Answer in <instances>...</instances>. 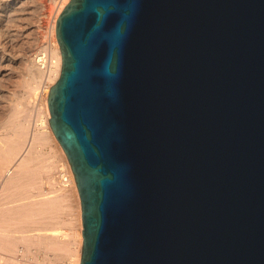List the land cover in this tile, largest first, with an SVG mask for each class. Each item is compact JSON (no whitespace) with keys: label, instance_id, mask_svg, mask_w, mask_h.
I'll return each mask as SVG.
<instances>
[{"label":"water","instance_id":"1","mask_svg":"<svg viewBox=\"0 0 264 264\" xmlns=\"http://www.w3.org/2000/svg\"><path fill=\"white\" fill-rule=\"evenodd\" d=\"M56 35L80 264H264V0H70Z\"/></svg>","mask_w":264,"mask_h":264},{"label":"bare ground","instance_id":"2","mask_svg":"<svg viewBox=\"0 0 264 264\" xmlns=\"http://www.w3.org/2000/svg\"><path fill=\"white\" fill-rule=\"evenodd\" d=\"M68 2L69 0H65L63 6H66ZM23 3L22 0H0V74L8 71V63L13 56L17 55L16 51V55H13V53H15L13 51L15 43L18 41L17 38L24 35L26 28H36V26H34L35 24L26 27L25 29L23 25V30L22 28L20 30V28L14 27L16 24L12 22L19 19V13L17 10L23 8ZM47 46V44L39 40L25 51L23 56L26 62L25 68L28 72V79H26L27 81L25 84L26 89H24V93L22 92L19 101L12 105L13 107L10 110L8 119L0 121V188H3L4 190L6 187L11 192L13 191L14 196L15 194L17 195V197L11 196L12 198H15V203L11 202L12 204L10 203V206L3 207L0 211V217L5 221H8V223L13 224L14 228L18 227L15 230L6 229L3 232L0 231V248L11 252V250L17 249V247H15L16 249L13 248L16 246L15 243L17 244L16 241L21 239L20 242H22V238H20L21 236H27L32 242L35 238L33 245L35 243L36 248L38 247V249L40 248L44 250V260L47 264H53L56 260H64L66 258L72 259L73 253L80 251L77 250V247L75 249V246H72L74 247L72 250L76 251L73 253L71 252L72 250L69 247V243L71 242L68 236L69 234L57 225V223H60L57 221L61 218V215H59L60 213L62 214L60 208H62V202L65 201L64 195L66 194L64 193H66L67 188L58 184L60 185L59 188L52 191L50 190L51 193L45 191L47 194H44L40 193L39 190L40 183L42 182V180H40V176L42 175L41 172L43 171L42 169L46 167L44 171H47L48 175L53 177L52 171L55 168H53L55 163L52 164V161L47 162L45 165L40 162L42 165H39V161L44 157L36 148L38 143L41 144L40 142L43 143V141L46 140L45 137L47 130L50 132L52 131L54 134L49 121L51 115L47 102H45L47 116L45 121L46 125L44 126L48 129L38 130L29 134L31 119L28 118V116L30 115V111L33 110L31 109L30 94L35 93L36 90H38L40 85L39 81L42 79V76L45 75L47 59L45 58L46 56L43 55V49L46 50ZM51 53L48 76L51 78L50 80H52V84H54L60 77L62 70V52L58 39L55 43V48L51 50ZM39 156L43 158L40 160ZM35 162H37V164ZM42 162L44 163L45 161L42 160ZM34 163L43 168L35 166ZM56 181L57 180H55V182ZM70 181L77 186L75 176L71 175ZM5 191L7 190L5 189ZM10 191H7L9 192V196L11 195ZM64 206L65 205H63V207ZM55 222L57 225L56 227L53 225ZM30 236L33 238L31 239ZM24 241H26V238H24ZM29 245L32 246V243L30 242ZM75 257V264H80L79 253L77 255L75 254Z\"/></svg>","mask_w":264,"mask_h":264},{"label":"rangeland","instance_id":"3","mask_svg":"<svg viewBox=\"0 0 264 264\" xmlns=\"http://www.w3.org/2000/svg\"><path fill=\"white\" fill-rule=\"evenodd\" d=\"M22 2H24L23 8L21 9L22 11L20 9L17 10L19 13L20 20L18 19L19 21L16 20L12 22L16 24L14 25V27L20 28V30L22 28L23 30V27L25 29L26 27H29L35 24L34 26H36V28L35 27L29 28V29L26 28L24 35L17 38L18 41L15 43L16 48L14 47L13 49L14 52L15 51L17 52V55H16V52L13 53V55L15 54L16 56L12 55L13 57L8 63L9 64L8 71L0 74V121L2 120L4 121L8 119L10 110L13 107L12 105H14L15 103L19 101L22 92L24 91V89H26L25 84L27 81L26 79H28L27 77L28 72L25 68L26 62H25L23 55L25 51H27L30 48V46H33L36 42L40 40L48 45L46 50L43 49V55L46 56L45 58L47 59V62H46L47 64L45 65V69H46V72L44 73L45 75H43L42 79L39 81L40 85L38 84L39 85L38 90H36L35 93L30 94L31 109H33V110L30 109L31 110L30 115H29L30 117L28 116V118L31 119L30 121L31 128L29 129L30 130L29 134H31L32 132H36L38 130L40 131V130L48 129L44 126L46 125L45 121H46V116H47L46 114L47 109H46L45 102H47L49 89L53 85L51 82L52 80H50L51 78H49L48 76L49 75L48 69L50 67V59H51L50 56L52 54L51 50L55 48V43L57 42L56 29H55L56 22H57V18L60 15L61 11L65 7L63 6V3L65 2V0H57V1L55 0H22ZM47 131H46V137H45L46 140L43 141V143L40 142L41 144L38 143L36 148L38 152L42 153L41 155L44 157V158L40 157L41 156L40 155L39 159L41 160V158H43L42 160L45 161L43 163L41 160L39 161V163L41 162L44 165L47 162H51V161L53 162L52 164L55 163V165L53 166V168L54 167L55 168L52 171L53 177H50L48 175V172L44 171L46 167L43 168L42 166H39V165H42L41 163L39 165H35V163L37 164V162L34 163L35 166L43 168L42 169L43 171L41 172L42 175L40 174L41 175L40 180H42L41 182L42 184L40 183L39 190H40V193H44V194L51 193L52 190L58 189L59 186L61 185L58 179V174H57L60 167H63V169H65L68 172L70 178H71V175L74 176L71 164L68 161L67 155L63 147L59 143L56 136H54L52 131L51 132L50 131L47 132ZM55 180L57 181L55 182ZM51 181H54L55 183ZM65 187L67 188L66 193H64L66 194L64 195L65 201L62 202V205H61L62 208H60L61 209L60 212H62V214L60 213L59 215H61V218H63L64 220L66 219L67 221L66 220L64 221L63 219L59 218L57 222H60V223H57V225L61 229L63 228V230L69 234L68 236L71 241L69 243L70 249L71 250L74 249V247L72 246H75V249L77 247L78 248L77 250L80 251V252H77L76 250H74L76 251L74 252L72 250L71 252L72 253L74 252L76 255L79 253V259L81 260L83 236H82V209H81L80 195H79L78 188L75 185V183H72L70 181L69 184L66 185ZM5 189L7 191H10L6 187L4 188V190L3 188L2 189L0 188V211L3 209V207L8 206V205L10 206L12 204L11 202L15 203L14 202L15 198H12V197H17L16 194L14 196L13 191L12 192L10 191L11 195L9 196V192L5 191ZM63 205L65 206L63 207ZM50 225H44V226H50ZM53 225H55L54 227H56L57 226L56 222ZM16 228L18 227L14 228L13 224L8 223V221H5L4 219L0 217V231L1 232L5 231L6 229L15 230ZM20 238H22V242H25V243L20 242L21 239H19V241H16L17 244L15 243L16 246H14L13 248L17 247V249L16 248L15 249L18 250L21 246H23L27 250L33 249L35 250L34 252L36 255L35 257L36 261L38 263L43 262L47 264L44 260L45 258L44 250L40 248L38 249V247L36 248L35 243L33 245V242H35V238L33 242L30 241V239L27 238V236L26 237L21 236ZM24 238H26V241H24ZM30 238L32 239L33 237L30 236ZM29 241L32 243V246L34 247L29 245L30 244ZM16 250H11L10 252V251H5L0 248V254L12 255L16 252ZM74 253L72 255L73 256L72 259L66 258L64 260H56V262L53 264H75L76 257Z\"/></svg>","mask_w":264,"mask_h":264},{"label":"built area","instance_id":"4","mask_svg":"<svg viewBox=\"0 0 264 264\" xmlns=\"http://www.w3.org/2000/svg\"><path fill=\"white\" fill-rule=\"evenodd\" d=\"M58 179L62 186H66L70 182V177L68 172L60 167L57 172ZM34 250H26L23 246H21L14 254L12 255H3L0 254V264H44L38 263L35 259Z\"/></svg>","mask_w":264,"mask_h":264}]
</instances>
